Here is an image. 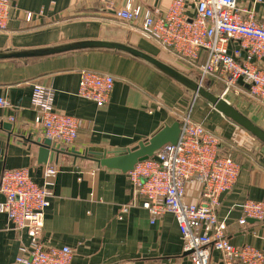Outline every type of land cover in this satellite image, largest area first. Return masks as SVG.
Instances as JSON below:
<instances>
[{"label":"crops","instance_id":"1","mask_svg":"<svg viewBox=\"0 0 264 264\" xmlns=\"http://www.w3.org/2000/svg\"><path fill=\"white\" fill-rule=\"evenodd\" d=\"M10 1V20L0 31V47L44 46L79 38H126L118 26L143 37L135 26L115 17L112 7H123L127 0ZM189 1L192 13L194 4ZM135 2L166 12L172 0ZM241 3L250 6L253 0ZM27 12H32L31 20H27ZM256 12L264 22V2L256 6ZM132 34L130 42L135 38ZM82 69L115 76L114 90L105 105L78 94ZM35 83L53 87L55 108L81 120L78 137L71 146L81 151L134 146L183 115L203 121L208 129L223 136L221 152L230 153L242 167L235 187L222 197L218 209L219 218L226 221V235L236 246L249 244L264 251V220L248 219L245 225L239 222L243 216L239 204L248 199L264 201V164L252 162L238 148L248 142L247 133L203 99H197L186 114L190 100L186 92L147 64L114 52L83 51L45 58L21 68L0 64V97L11 104L0 123L14 126L13 134L0 126V180L6 169L28 168L42 184L45 168L54 165L58 169L44 225L35 240L27 230L18 229L0 208V264H18L21 248L34 242L45 248L69 245L75 251L72 264H193L184 252L174 215L165 213L152 222L128 173L65 154L47 164L38 162L39 146L33 140L45 134L36 123L37 111L31 102ZM200 189L199 183L189 184L186 199L198 202ZM4 199L0 191V205ZM124 207L127 211L123 212ZM212 264H221L217 250L213 251Z\"/></svg>","mask_w":264,"mask_h":264},{"label":"built area","instance_id":"2","mask_svg":"<svg viewBox=\"0 0 264 264\" xmlns=\"http://www.w3.org/2000/svg\"><path fill=\"white\" fill-rule=\"evenodd\" d=\"M192 2V13L189 0H172L166 12L144 8L135 0L112 9L119 21L135 26L143 37L223 86L225 95L231 90L246 92L264 106V22L256 12V6L264 0H253L250 6L241 0ZM11 9L10 0H0V31L8 27ZM32 17V12H27V20ZM115 82L111 73L82 69L78 94L105 105ZM55 95L51 86L33 85L35 120L45 136L71 147L81 120L58 111ZM8 108L10 101L0 97V117ZM222 144L223 139L203 121L183 115L177 143L165 144L152 157L137 163L128 172L129 180L135 194L142 197V206L150 212L152 222L165 213L174 215L183 236L184 252L193 264H212L214 250L220 252L221 264H264V251L249 244L234 245L226 235V221L219 218L222 197L235 187L242 170L230 153L221 152ZM57 171L54 165L45 168L42 184L28 168L6 169L2 173L0 191L5 199L1 211L34 240L44 225ZM193 183L201 186L198 202L186 199L188 185ZM239 206L243 211L240 224H247L249 218L264 220V201L248 199ZM74 254L69 245L45 248L34 242L21 248L17 263L72 264Z\"/></svg>","mask_w":264,"mask_h":264},{"label":"water","instance_id":"3","mask_svg":"<svg viewBox=\"0 0 264 264\" xmlns=\"http://www.w3.org/2000/svg\"><path fill=\"white\" fill-rule=\"evenodd\" d=\"M124 39L114 37L79 38L54 44L33 47H0V64L31 63L45 58L56 57L83 51H106L123 54L141 61L176 82L189 96L186 114H189L197 99H203L212 108L220 112L233 124L264 145V127L232 103L220 84L214 83L186 62L174 57L167 51L149 42L144 37L132 34V30L118 26ZM122 30V31H121ZM117 34H119L117 32ZM131 34L137 38L130 42ZM137 36V37H136ZM138 40V41H136ZM241 84L242 80L239 81ZM246 87H249L246 84ZM0 126L14 133L11 122H2ZM181 120L165 124L147 139L140 140L134 146L121 149H86L64 147L50 137H38L33 140L39 146L40 164L58 159L60 154L72 156L75 160L86 159L96 162L99 167L118 169L128 173L137 163L152 157L162 146L175 144L180 138ZM250 221L256 219L249 218ZM188 254V253H186Z\"/></svg>","mask_w":264,"mask_h":264},{"label":"rangeland","instance_id":"4","mask_svg":"<svg viewBox=\"0 0 264 264\" xmlns=\"http://www.w3.org/2000/svg\"><path fill=\"white\" fill-rule=\"evenodd\" d=\"M22 66L23 63H14L8 65L9 68H21ZM196 71L200 72L197 69ZM226 96L232 103L237 105L242 111H244L247 115L264 127V106L260 102L251 98L246 92H237L236 90H231ZM215 134L219 135L221 138L223 137L217 132H215ZM241 134L243 133L241 132ZM247 134L246 136L249 138L248 142L244 141L243 145L240 146H238L236 143L234 144L238 146L239 150H241L246 157H249L252 162L258 163L260 166H262V164H264V145L258 141H255V139Z\"/></svg>","mask_w":264,"mask_h":264}]
</instances>
